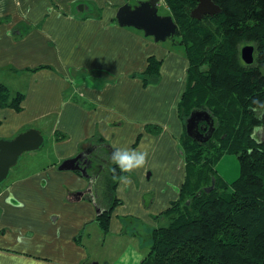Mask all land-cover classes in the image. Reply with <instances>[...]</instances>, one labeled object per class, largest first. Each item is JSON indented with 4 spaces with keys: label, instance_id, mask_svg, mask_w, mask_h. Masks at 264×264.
Masks as SVG:
<instances>
[{
    "label": "crops",
    "instance_id": "1",
    "mask_svg": "<svg viewBox=\"0 0 264 264\" xmlns=\"http://www.w3.org/2000/svg\"><path fill=\"white\" fill-rule=\"evenodd\" d=\"M89 1L96 5V14L85 13L90 3L83 0H59V8L57 0H0V86L13 91L11 99L16 93L25 94L20 111L0 102V139H13L35 128L48 143L41 155L28 158L20 167L28 166V174L0 186V264H90L86 247L78 240L89 227L99 228L100 210L90 197L79 196L88 189L89 180L59 166L84 150L100 151L105 166L90 173L94 183L104 180L96 195L107 204V180L114 163L107 161L109 155L103 150L112 146L149 150V156L158 149L168 154L158 141L169 136L173 154L184 133L178 110L169 117L161 115L159 106L168 100L151 94L156 87L147 89L132 75L146 68L149 57L162 59L160 87L169 89L168 99L175 106L187 85L185 51L172 53L143 37V31L119 26L115 22L118 5ZM74 2L83 4L84 13L72 10ZM41 66L47 67L35 71ZM87 72L101 79L90 84L83 79ZM168 80L170 85L165 84ZM149 124L161 126L163 132L148 133ZM59 133L67 138L58 140ZM150 165L147 160L143 167ZM107 168L108 175L104 174ZM144 168L134 170L138 179L129 173L120 180L115 197L122 201L117 210L134 204L151 219L152 213L146 210L162 200L163 193L142 187ZM175 194L171 202L179 191ZM126 219L144 223L135 215Z\"/></svg>",
    "mask_w": 264,
    "mask_h": 264
},
{
    "label": "trees",
    "instance_id": "2",
    "mask_svg": "<svg viewBox=\"0 0 264 264\" xmlns=\"http://www.w3.org/2000/svg\"><path fill=\"white\" fill-rule=\"evenodd\" d=\"M164 1L179 28L172 40L184 46L189 61L178 104L185 127L178 143L186 173L178 198L156 216L168 225L152 229L150 251L140 264H264V135L257 137L258 130L264 134V0H213L221 12L200 20L191 15L200 0ZM248 44L256 47L251 65L242 59V48ZM162 64L151 56L143 76L132 78L141 79L145 88L159 83ZM10 97L8 87L1 85V105L20 111L25 94ZM195 111L208 112L214 120L206 142L187 133L186 121ZM146 130L157 135L162 128L149 124ZM57 136L67 138L63 133ZM114 150H103L110 163ZM225 154L236 155L240 163L239 177L230 184L216 170ZM93 159L95 168L105 166L100 151ZM128 175L113 164L104 198L109 203L90 197L100 210L97 223L105 232L122 204L115 197L119 177Z\"/></svg>",
    "mask_w": 264,
    "mask_h": 264
},
{
    "label": "rangeland",
    "instance_id": "3",
    "mask_svg": "<svg viewBox=\"0 0 264 264\" xmlns=\"http://www.w3.org/2000/svg\"><path fill=\"white\" fill-rule=\"evenodd\" d=\"M58 1L59 0H57V8H59ZM83 1L90 3L89 4L90 10L85 12L86 14L97 13L98 9L93 2H90L89 0H83ZM108 1L109 4L111 3L116 4L120 7L121 5L124 4H130L131 6H136L140 2H145L149 0H108ZM82 5L83 4L81 3L74 2L72 5V10H74V12L76 11V13L82 14L84 13L81 12ZM159 14L161 16H170V10L163 0H160L159 3ZM134 30L137 31V29ZM138 32L140 31L138 30ZM142 34L143 37H145L143 32ZM148 38H150L154 42L152 37H148ZM155 44H159L160 46L163 45L169 50L171 49L172 53L181 54V52L184 53L185 50L184 46L181 47V45H178L177 43L174 42V40L171 39L165 42H160ZM249 45L254 46L256 50L254 44H248V46ZM255 53L256 51L254 52V57H255ZM157 58L160 59L159 57ZM146 68L144 70L142 69L138 71L136 74L143 76ZM101 72L105 73L104 71ZM166 75H169V71ZM83 79L90 84H94L97 80L101 78L97 77L94 74V72L93 73L87 72L85 73V75H83ZM162 82H163V72L161 68V78L159 83L150 84L146 88L149 89L150 87H152L153 89V87H156V89L152 90L151 94L153 95L159 94V97H165L168 100L166 104L159 106V113L161 115L168 114L169 117L173 115V111L175 113L176 109L178 110L179 103L173 106L172 104L173 101H171L172 98L170 97L168 99V96L170 95L169 89L164 85L160 87ZM171 83L172 82L168 80L165 84L170 85ZM15 86H19V85L15 83ZM18 88L22 89V87H18ZM10 91L13 92L11 89ZM174 93L178 95L176 91ZM124 95H127L126 90L124 92ZM177 115L178 113L176 112V116ZM176 127L177 126L174 125V128ZM162 132H163V128L161 132H159V135ZM263 135L264 134L262 130L257 131L258 138L261 139ZM150 143L153 144V141H151ZM47 144L48 143L43 145L38 150L24 153L20 157L18 164L11 169V173L9 177L4 182H2L0 186L1 187L4 186L8 181L12 180L14 176L22 177L28 174L25 173L30 169L28 166L25 168H20V167L28 160V158L34 157L36 155H41V152H44L47 149L48 146ZM158 144L165 149L168 148L169 153L162 154L160 153L161 150L158 149L157 154H155V152H152V156L147 155V160L148 162L151 163V165L148 166L147 168L144 167L139 168L140 170H143V168L146 169V172L143 174L140 180L142 187H144L145 190L148 189V187H150L151 189L153 188L157 189V192L160 195L163 193L162 200L157 199V203L152 207L148 208V210H146L147 212L150 210V212L152 213L151 219L149 218L148 215L144 216L145 210H139L134 206V204H128L126 205L125 209L124 207H121L118 210H117L118 207L115 209L111 218L110 228L109 230H107V232L103 231L100 228V226L99 228H97L98 226L89 227L88 232L86 233L84 231L85 229H83L82 231L84 232L83 233L81 232L82 239L79 237L80 241L78 243H82L86 247V256L89 258L88 263L140 264L142 259L145 257V255L148 254L150 251V245H151L150 233L152 229H154V227H162L168 225L169 223L168 220L161 217L156 218V216L161 214L165 209H167V207H169L171 200L174 199L173 196L176 195L175 192L179 191L180 189L179 182L183 180L186 173V162L185 159L180 154L179 143L176 144L175 147H173V154L171 153L172 143L170 141L169 136H164V138H160ZM146 152H150V151L148 150ZM216 170H217V174L224 181H226L229 184L233 183L239 177L240 174V163L238 157L234 154H225L217 164ZM104 174L107 175L109 174L108 169L105 170ZM130 174L135 175L136 178L138 179L134 171ZM101 181L104 182V180ZM103 182H101V184H103ZM101 184H96V194H99L97 188L101 187L102 186ZM172 190H174V192ZM106 203H109V201L107 200ZM117 215H119L120 217L119 221ZM132 215H135V217L136 216L141 217L144 220V223H142L137 219L133 220L131 223H128V220L126 218ZM89 226H91V224H89ZM87 233H90V236H87Z\"/></svg>",
    "mask_w": 264,
    "mask_h": 264
},
{
    "label": "water",
    "instance_id": "4",
    "mask_svg": "<svg viewBox=\"0 0 264 264\" xmlns=\"http://www.w3.org/2000/svg\"><path fill=\"white\" fill-rule=\"evenodd\" d=\"M160 0H149L140 2L136 6L124 4L118 8L116 13V21L121 27H132L144 32L146 37H152L156 43L165 42L174 39L178 34L179 28L174 18L170 16H161L159 14ZM221 7L213 0H200L199 4L192 11V17L198 20L205 15H215L221 12ZM255 48L247 45L242 49L243 61L251 65L254 63ZM205 120L209 123L211 130L207 135L200 131L199 123ZM214 120L208 112L195 111L186 121V130L190 137L199 141H208L213 133L212 126ZM45 144L43 134L31 128L25 132L19 133L13 139H0V184L4 182L11 169L19 162L20 157L26 153L40 149ZM82 153L75 158L65 160L60 166V170L80 171L86 178L87 168H83L78 163L82 157ZM213 186L207 189L210 192ZM97 264V263H95Z\"/></svg>",
    "mask_w": 264,
    "mask_h": 264
},
{
    "label": "clouds",
    "instance_id": "5",
    "mask_svg": "<svg viewBox=\"0 0 264 264\" xmlns=\"http://www.w3.org/2000/svg\"><path fill=\"white\" fill-rule=\"evenodd\" d=\"M147 152L129 148H116L112 153V162L119 167L122 173H132L142 168L147 162ZM121 181L127 177H119Z\"/></svg>",
    "mask_w": 264,
    "mask_h": 264
},
{
    "label": "flooded vegetation",
    "instance_id": "6",
    "mask_svg": "<svg viewBox=\"0 0 264 264\" xmlns=\"http://www.w3.org/2000/svg\"><path fill=\"white\" fill-rule=\"evenodd\" d=\"M198 112V111H197ZM199 128L200 131L207 135L209 133V131L211 130V127L209 125L208 122H206L205 120H203L202 122L199 123ZM212 129H214V123L212 126ZM83 154L82 157L80 158V161L78 162L80 164L81 167L83 168H87V172L86 175L88 176V178H86V176L80 172V171H74V172H78L79 174H81L84 178L88 179L89 181V187L85 192H80L79 196H84L85 198L87 197H91L94 198L96 195V183H94V178L93 175L90 173V171L92 172L95 168V162L93 159V156H95L94 153H92L91 150H84L83 152H80L79 154ZM77 154V156L79 155ZM76 157V156H75ZM74 157V158H75ZM102 160V159H101ZM100 162V161H99ZM103 165H99L95 168V170H99ZM102 209L106 210L107 208L103 207Z\"/></svg>",
    "mask_w": 264,
    "mask_h": 264
}]
</instances>
